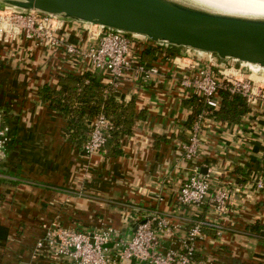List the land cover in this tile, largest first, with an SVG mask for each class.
<instances>
[{
	"label": "crops",
	"instance_id": "1",
	"mask_svg": "<svg viewBox=\"0 0 264 264\" xmlns=\"http://www.w3.org/2000/svg\"><path fill=\"white\" fill-rule=\"evenodd\" d=\"M83 24L66 22L58 35L86 47ZM140 43L134 63L159 72L145 78L127 71L115 93L126 104L133 101L140 116L131 133L122 134L119 153L107 146L87 155L66 135V119L39 93L45 85L58 89L66 74L87 72L86 62L23 37L0 40V111L10 127L7 151L0 155V264H71L36 250L52 225L112 227L115 257V241L132 236L139 222L156 214L169 221V232L160 238L165 251L180 248L193 223L202 220L222 227L220 234L204 227L196 248L202 264H264V189L255 186L264 178V109L251 110L239 122L208 116L198 154L187 160L184 145L198 117L190 121L192 96L180 81L189 65H205L207 57L151 42L154 53L143 55L147 42ZM99 77L106 79L103 72ZM194 167L209 174L210 196L201 205L180 204L179 191ZM219 189L230 193L224 211L210 199Z\"/></svg>",
	"mask_w": 264,
	"mask_h": 264
},
{
	"label": "built area",
	"instance_id": "2",
	"mask_svg": "<svg viewBox=\"0 0 264 264\" xmlns=\"http://www.w3.org/2000/svg\"><path fill=\"white\" fill-rule=\"evenodd\" d=\"M66 22L68 21L39 12L0 8V40L9 42L17 37H23L40 48L62 47L68 54L84 60L88 66L87 71L93 75L100 76L101 72L105 73L106 79L102 80V83L106 90L110 89L115 93L127 71H132L136 76L141 74L145 78L159 72L158 68L146 67L133 61L134 50H137L140 42H147L143 44V49L151 42L147 38L98 24L84 23L89 32V44L86 47H79L58 35ZM193 52L205 55L208 63L202 66H198L199 63L189 65L180 83L192 97L203 100L206 109L198 115L189 141L184 145L187 160L198 154L204 120L212 113V109H219L221 106L220 91L227 90L242 96L247 100L250 111L264 109V87L256 88L252 77H246L241 69L227 67L226 63L214 54ZM111 130L112 123L104 114L96 116L89 122V135L82 145L83 151L87 155L101 152ZM9 141L10 127L0 111V155L6 153ZM255 186L259 190L264 189V178L257 179ZM210 188L209 174H204L199 167H194L181 186L178 202L184 205H201L210 196ZM229 198V190L219 189L210 199L218 210L224 211ZM168 224V219L158 214L139 222L132 236L120 237L115 241L118 251L115 257L109 246L116 233L112 227L80 231L52 225L37 240L36 250H47L55 259L68 258L71 264H123L125 260L135 261L136 264H202L196 260L195 255L197 241L203 237V228H215L218 234L222 230L219 224L195 221L187 235L181 239V247L165 251L161 247L160 238L162 233L169 232ZM115 258L120 261H116Z\"/></svg>",
	"mask_w": 264,
	"mask_h": 264
},
{
	"label": "water",
	"instance_id": "3",
	"mask_svg": "<svg viewBox=\"0 0 264 264\" xmlns=\"http://www.w3.org/2000/svg\"><path fill=\"white\" fill-rule=\"evenodd\" d=\"M0 8L98 24L156 44L264 69V18L216 12L185 0H0Z\"/></svg>",
	"mask_w": 264,
	"mask_h": 264
},
{
	"label": "trees",
	"instance_id": "4",
	"mask_svg": "<svg viewBox=\"0 0 264 264\" xmlns=\"http://www.w3.org/2000/svg\"><path fill=\"white\" fill-rule=\"evenodd\" d=\"M156 48L157 46L148 44L143 55L154 53ZM39 93L44 101L49 102L66 119L65 133L70 141L77 145L82 146L87 141L89 122L104 114L112 123L110 137L104 148L109 146L112 154L119 153L122 134L131 133L135 120L140 116L133 101L126 104L119 100L115 92L106 90L100 77L90 71L83 74H66L60 77L58 89L45 85L40 88ZM220 95V108L212 109L209 116L221 121L239 122L250 112L247 100L242 96L227 90L220 91ZM187 104L192 107L191 122L206 109L203 100L195 96L190 98Z\"/></svg>",
	"mask_w": 264,
	"mask_h": 264
},
{
	"label": "bare ground",
	"instance_id": "5",
	"mask_svg": "<svg viewBox=\"0 0 264 264\" xmlns=\"http://www.w3.org/2000/svg\"><path fill=\"white\" fill-rule=\"evenodd\" d=\"M211 11L223 12L244 17L264 18V0H185ZM252 68H260L251 65Z\"/></svg>",
	"mask_w": 264,
	"mask_h": 264
},
{
	"label": "rangeland",
	"instance_id": "6",
	"mask_svg": "<svg viewBox=\"0 0 264 264\" xmlns=\"http://www.w3.org/2000/svg\"><path fill=\"white\" fill-rule=\"evenodd\" d=\"M197 53V52H196ZM227 67H235L241 69L243 74L247 77L250 76L254 80V86L258 89L264 87V69L262 68H252L248 64L241 63L237 60L229 59L224 61Z\"/></svg>",
	"mask_w": 264,
	"mask_h": 264
}]
</instances>
